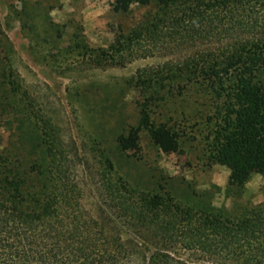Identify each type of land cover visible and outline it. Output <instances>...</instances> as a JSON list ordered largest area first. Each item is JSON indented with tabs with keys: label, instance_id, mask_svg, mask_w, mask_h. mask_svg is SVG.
Instances as JSON below:
<instances>
[{
	"label": "trees",
	"instance_id": "trees-1",
	"mask_svg": "<svg viewBox=\"0 0 264 264\" xmlns=\"http://www.w3.org/2000/svg\"><path fill=\"white\" fill-rule=\"evenodd\" d=\"M134 6L157 13L93 61L125 65L161 50L202 48L177 71L167 66L160 85L178 83L177 97L188 88L209 97V159L230 170L227 197L240 200L252 176L264 175V0H118L115 10L129 14ZM7 108L0 102V125ZM37 119L45 126L39 162L23 167L0 154V264H264V205L237 218L211 207L195 211L174 197L137 192L114 178L105 158L110 203L128 225L153 231L131 232L129 240L110 232L83 203L84 190L68 182L52 123ZM149 123L163 153L179 152L175 129ZM117 143L123 154L138 153L139 130Z\"/></svg>",
	"mask_w": 264,
	"mask_h": 264
},
{
	"label": "rangeland",
	"instance_id": "rangeland-1",
	"mask_svg": "<svg viewBox=\"0 0 264 264\" xmlns=\"http://www.w3.org/2000/svg\"><path fill=\"white\" fill-rule=\"evenodd\" d=\"M117 2L0 0V102L8 106L1 116L0 154L23 167L39 162L45 126L37 118L50 121L68 182L84 190L82 200L91 214L125 240L134 238L131 232L153 231L128 225L110 203L103 183L105 158L114 165V178L137 192L174 197L195 211L211 207L237 218L250 205H264V175L252 176L240 200L227 197L230 170L209 159L207 118L214 112L209 97L192 88L177 97L178 83L169 81L161 88L167 66L177 71L202 48L161 50L125 65L93 61L157 13L139 6L117 13ZM147 120L175 129L181 136L179 152L163 153ZM131 129L139 130L140 150L123 154L117 140Z\"/></svg>",
	"mask_w": 264,
	"mask_h": 264
}]
</instances>
